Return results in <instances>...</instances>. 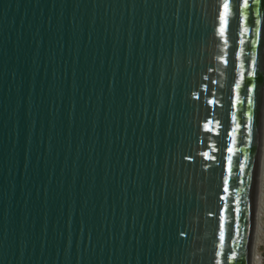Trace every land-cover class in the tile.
<instances>
[{"label": "water", "instance_id": "water-1", "mask_svg": "<svg viewBox=\"0 0 264 264\" xmlns=\"http://www.w3.org/2000/svg\"><path fill=\"white\" fill-rule=\"evenodd\" d=\"M222 4L0 0V264H248L264 8L222 37ZM224 179L241 214L221 246Z\"/></svg>", "mask_w": 264, "mask_h": 264}, {"label": "snow or ice", "instance_id": "snow-or-ice-1", "mask_svg": "<svg viewBox=\"0 0 264 264\" xmlns=\"http://www.w3.org/2000/svg\"><path fill=\"white\" fill-rule=\"evenodd\" d=\"M230 3H232V0H223V4H222V9L219 13V28L217 29L220 36H224L226 34V32L228 31L229 28V23H230V19H234L235 17H239V22L240 25L243 26L244 23V17L241 15L239 9L242 6L245 9H251L252 4H256V5H261L262 8H264V0H235V13L232 17H230V12L232 11V9L230 8ZM250 70H254L255 69V61L252 60L250 62ZM251 74H254V72H252ZM243 76V73H242ZM207 78V77H205ZM240 85L239 83H237L236 88H239ZM255 91V85H249L246 89H245V101L247 102V104L249 106L252 105L253 103V99H252V93H254ZM240 102V98L239 96H236L235 99L233 100V104L232 107H236L237 104ZM245 116V124L244 127L245 128H250L251 127V121L253 120V113L251 111H247L244 113ZM236 117L232 116V121L235 123ZM240 125H237L236 128L232 129V132L229 133V135L233 136V144H235V137H234V133L237 131V128H239ZM228 153H229V157H228V166L226 171L231 174L232 172V159L231 156L234 154V149L232 147L228 148ZM205 156H207V154L205 153ZM237 165H238V171L240 174H243L245 172V165L244 163H242L241 161H237ZM238 182L243 184L244 180L240 179L238 177ZM249 182V186L247 187L246 191L249 192V194H251V186H250ZM223 193L225 195H221L220 196V200L224 201V204L222 206L219 207V213H218V228H219V239L221 242V246L223 245L226 235L228 236V239H231V233L233 231H235L236 235H239V228L240 225L238 223H236V219L240 216L241 214V209L239 207L240 204V198H239V192L236 193V200H235V205H230L228 203V193H229V180L228 179H224L223 182V189H222ZM247 208H248V214L249 216H251V208H252V204L251 201L248 202L247 204ZM209 215H213V213H209ZM231 255H229L227 257V259H235V252L234 250H230Z\"/></svg>", "mask_w": 264, "mask_h": 264}, {"label": "rangeland", "instance_id": "rangeland-1", "mask_svg": "<svg viewBox=\"0 0 264 264\" xmlns=\"http://www.w3.org/2000/svg\"><path fill=\"white\" fill-rule=\"evenodd\" d=\"M262 153H263L262 154L263 170L260 174V178L259 179L257 178V190H256L258 191V195H259L258 197H260V208L258 210V219H257L259 230L256 232V235L254 237V248L252 250V252L254 253L253 254L254 257H259V259L258 260L255 259L253 264H264V149Z\"/></svg>", "mask_w": 264, "mask_h": 264}, {"label": "bare ground", "instance_id": "bare-ground-1", "mask_svg": "<svg viewBox=\"0 0 264 264\" xmlns=\"http://www.w3.org/2000/svg\"><path fill=\"white\" fill-rule=\"evenodd\" d=\"M264 149V100H263V111H262V122H261V134H260V144H259V158H258V165H257V178H260V174L263 170V157H262V152ZM259 186V185H258ZM261 189V188H260ZM259 189V190H260ZM256 190H257V183H256ZM261 193V192H260ZM258 191H256V204H255V212H254V224H253V232H252V239H251V245L250 249L251 251L249 252V260L248 264H253L255 259H259V257H254V253L252 252L254 248V237L256 235V232L259 230V225H258V210L260 208V197H258Z\"/></svg>", "mask_w": 264, "mask_h": 264}]
</instances>
